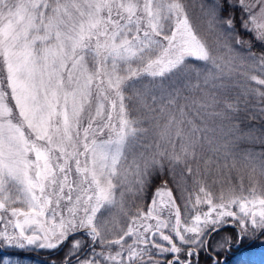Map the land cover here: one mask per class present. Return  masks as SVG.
I'll list each match as a JSON object with an SVG mask.
<instances>
[{
    "label": "snow or ice",
    "instance_id": "6c2138e0",
    "mask_svg": "<svg viewBox=\"0 0 264 264\" xmlns=\"http://www.w3.org/2000/svg\"><path fill=\"white\" fill-rule=\"evenodd\" d=\"M241 138L264 146V0H0V252L264 264Z\"/></svg>",
    "mask_w": 264,
    "mask_h": 264
},
{
    "label": "trees",
    "instance_id": "16d2710c",
    "mask_svg": "<svg viewBox=\"0 0 264 264\" xmlns=\"http://www.w3.org/2000/svg\"><path fill=\"white\" fill-rule=\"evenodd\" d=\"M244 39H246V37H244ZM262 147H264V146H261L258 144V149L261 150ZM164 180H169V187H172L171 178L169 176H167V175H154L152 177L151 190L154 191L156 187H159L163 183ZM245 186L247 187L248 185H245ZM16 251L17 252L14 254H12V253H10V254L0 253V255H10V256L19 257L21 264H48L49 259H46L44 257L28 255L24 251L23 252L18 251V250H16ZM35 252L42 254L45 251H35ZM62 255H63V252H60L56 255V258L59 259L60 256H62ZM262 255H264V253H259V256H257V257L259 258ZM226 260H229L226 264H230V262H232V260H234V256H232L231 254H226ZM207 261H208L207 256L202 254L200 256V262L204 263Z\"/></svg>",
    "mask_w": 264,
    "mask_h": 264
},
{
    "label": "rangeland",
    "instance_id": "374dc122",
    "mask_svg": "<svg viewBox=\"0 0 264 264\" xmlns=\"http://www.w3.org/2000/svg\"><path fill=\"white\" fill-rule=\"evenodd\" d=\"M188 2H189V4H192V0H188ZM192 14H193V17L199 15V8L193 7L192 8ZM245 37H246V39L250 38L247 36H245ZM185 94L187 95L188 93H185ZM196 95H198V94H196ZM237 122H239V121H237ZM161 123H163V120L161 121ZM147 126L148 125L146 124L145 127H147ZM240 127L242 129V132H246L248 130L247 127L243 123H241ZM150 138H151V135H150ZM233 150L236 152H243L246 150H254L257 152L260 151V149H258V144H254L251 141L244 139V138H241L235 142ZM233 175L235 176V173H233ZM245 185H248V181H247L246 177H245ZM247 249H248V251L252 252L255 256H259V253H264V248H259L258 243L250 246ZM228 261L229 260H226V263ZM230 264H234V260H232V262H230Z\"/></svg>",
    "mask_w": 264,
    "mask_h": 264
},
{
    "label": "flooded vegetation",
    "instance_id": "af4514ba",
    "mask_svg": "<svg viewBox=\"0 0 264 264\" xmlns=\"http://www.w3.org/2000/svg\"><path fill=\"white\" fill-rule=\"evenodd\" d=\"M49 255V254H48ZM50 256V255H49Z\"/></svg>",
    "mask_w": 264,
    "mask_h": 264
}]
</instances>
